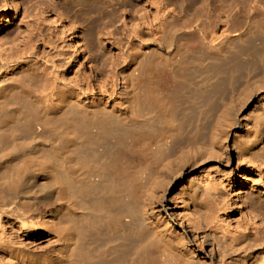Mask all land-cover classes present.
Masks as SVG:
<instances>
[{
	"label": "bare ground",
	"instance_id": "bare-ground-1",
	"mask_svg": "<svg viewBox=\"0 0 264 264\" xmlns=\"http://www.w3.org/2000/svg\"><path fill=\"white\" fill-rule=\"evenodd\" d=\"M88 1L100 50L126 33L117 54L101 53L108 67L99 76L75 69L85 48L68 42L74 59L58 43L86 26L69 1H34L26 26L0 48L3 264H264V104L241 115L264 90V4L235 22L221 5L222 32L209 38L197 8L210 16L211 0H190L187 11L179 0ZM0 4L8 11V0ZM181 32L190 37L167 42ZM40 69L54 82L39 94ZM231 139L241 184L255 195L238 194L230 174L181 188L182 218L204 245L205 222L217 260L174 226L163 200ZM229 187L234 197H223Z\"/></svg>",
	"mask_w": 264,
	"mask_h": 264
},
{
	"label": "rangeland",
	"instance_id": "rangeland-1",
	"mask_svg": "<svg viewBox=\"0 0 264 264\" xmlns=\"http://www.w3.org/2000/svg\"><path fill=\"white\" fill-rule=\"evenodd\" d=\"M36 0H8V11L3 7V5L0 4V15H4V19L0 18V48H5L6 44L5 42H9L12 39H15L18 36V31L20 28H23L26 26V23L29 19V13L32 7V3ZM56 1V3L61 4L63 1H69L73 3L75 6L72 7V15L81 17V20L86 25L85 27H82L81 33H76L77 35H71L68 33L67 35H63V39L58 41L63 47H65V50L68 52V54L72 57L74 56V59L77 58V55H74L73 50L69 48L68 42L71 40L74 41V43L77 45L79 49L85 48L86 56L80 55L79 60L76 63L75 69L81 70L87 77L90 76H99L98 72L95 70L98 68V66L107 68L108 65L106 62L104 63L102 58H106L109 55L110 50L112 54H117L119 52V48L121 49L124 44H126L125 39L123 38L126 33H116V35L119 37V42L116 46H108L104 48L103 50H100L99 48V33H93L94 26H96L97 18L91 16V12L88 11L89 9V1L88 0H53ZM256 0H211V8H212V14L210 16H207L206 14L203 15L204 9L197 8L198 13L200 15V23L205 26V31L208 33L209 38H211L215 33H221L222 29L221 27V18H220V12L219 9L221 5L223 4H229L232 8V20L234 21L237 19V17L241 14V10L244 7H250L255 5ZM261 3L264 4V0H259ZM179 3L181 5L182 9H186L189 7L190 0H179ZM200 5V3H199ZM180 8V9H181ZM218 8V10H216ZM187 11V9L185 10ZM188 16V15H187ZM184 19H186L185 14L183 13ZM190 17V16H189ZM5 19L7 21H5ZM121 24H119L120 26ZM50 31L49 25L45 27V32ZM187 31H190L189 28ZM231 33H237V29L233 28L230 30ZM48 34V33H45ZM106 35L102 34V38L105 39ZM182 37H190L189 34L186 33H176L174 37H168L167 42H170L172 40L179 41ZM20 39V38H19ZM118 39V38H117ZM18 40V39H17ZM261 42V40H258ZM91 54H96V61L89 62V57ZM208 60L205 59V62ZM122 63V62H121ZM68 62H65V65H67ZM122 65V64H121ZM105 71V70H104ZM105 74V73H104ZM35 81H34V88L37 93H44L46 89L48 88V85L50 86L53 84V80L50 78L48 73L44 72L43 70H39L37 75H35ZM122 86L120 81V87ZM264 104V90H260L256 94H254V97L251 99V101L248 103V107H246L242 111V116L250 115L253 113L255 107L257 105ZM31 136L30 132H26L23 134L24 140H29ZM227 150L226 154L219 157L209 156L205 155L203 158H201L198 163L193 166L189 167L186 170L185 176L183 181L180 183L179 186H172L167 195L166 198H164V205L166 209H168V214L172 218V222L175 227H179L185 231H187V238L196 244H200L201 236L196 237V231H194L193 227L188 226V223L186 220L182 218V214L184 209L182 206V199L185 197L181 194V188L182 186L186 185L190 179H196L198 181H205L209 178L213 177H222L226 174L235 175L238 177L239 185L238 187V194L244 196V199H249L252 195H255V191L248 185H242L241 179L239 177L240 169L239 166L242 162L241 157L239 156L238 150L234 144V140L231 139L226 144ZM252 178V177H251ZM246 179V178H245ZM247 180V179H246ZM234 190L232 188H227L224 190L223 197L229 198L234 197ZM215 195L217 198H219L220 194L216 191ZM235 196V200L239 201V196ZM238 198V199H237ZM243 202V201H241ZM241 206L237 207L240 208L244 206V204H240ZM247 208H245V211ZM236 216H239L237 209L233 211ZM183 224V227H181ZM206 224L204 221L201 223V230L206 232V239H205V245L200 244L201 247H205V252L207 255H213L217 260H219L221 257L218 253V247L215 246L213 242L212 236L209 234L210 230L205 227ZM199 239V241H198ZM48 242L44 240L43 242V249L46 248ZM42 249V250H43ZM3 253L0 252V264H3Z\"/></svg>",
	"mask_w": 264,
	"mask_h": 264
}]
</instances>
